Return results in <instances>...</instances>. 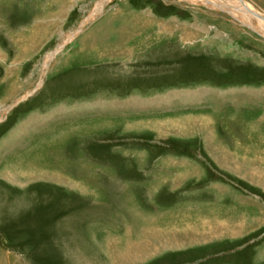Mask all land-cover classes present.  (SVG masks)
<instances>
[{
  "label": "rangeland",
  "instance_id": "rangeland-1",
  "mask_svg": "<svg viewBox=\"0 0 264 264\" xmlns=\"http://www.w3.org/2000/svg\"><path fill=\"white\" fill-rule=\"evenodd\" d=\"M100 1L0 0V264H264V34Z\"/></svg>",
  "mask_w": 264,
  "mask_h": 264
},
{
  "label": "bare ground",
  "instance_id": "bare-ground-1",
  "mask_svg": "<svg viewBox=\"0 0 264 264\" xmlns=\"http://www.w3.org/2000/svg\"><path fill=\"white\" fill-rule=\"evenodd\" d=\"M107 1L108 0H101L98 7L101 8L104 5V3ZM187 1L190 3H205V4L212 6V7L217 6L221 10L225 9L227 12H229L230 14L234 15L237 19H239L240 22L242 23V25L249 26V27L253 28V30L258 29L261 34H264V21L262 20V18H256L253 15L249 14L250 12H252V13L254 12V14H255V12H257L259 14H261V13L259 11H257L249 2H247L245 0L241 1V3L237 2L236 0H187ZM96 12H98V11H96ZM256 16L259 17L258 15H256ZM253 20L254 21L257 20L258 27L256 26V24L254 23ZM53 136H54L53 139L54 138L59 139V136H57L55 134ZM41 156H42V154H41ZM39 157H40V155H39ZM24 166L25 165H23V167L22 166L21 167H19V166L14 167V169H13L14 173L11 172L13 177L21 179L20 182H22V180L30 181V180L41 179V180H46L48 182L50 181L53 183H63L64 185H69V186L74 185V187H72V188H76L77 186H79V183L69 181L66 178H64L61 174H59V172L57 171L58 169L56 171H52V170H49V169H47L43 166H40V165L39 166L33 165V166H28V167H24ZM81 188H83V184H82ZM223 224H225V223H223ZM219 226L222 227L224 225L219 224ZM172 230H173L174 234L171 236L174 237L173 240L176 242H185V241H190V240L193 241V239H195V238L205 239L208 237V235L214 234L213 233L214 229H211L210 231H206V232L199 231L197 233H191V231H189L187 228L186 229L185 228L179 229L178 227L174 226V227H172ZM145 232H146V229L142 233L144 234ZM162 234L163 233H160V235H162ZM117 256L121 257V260H126L124 258V256H122L120 254H118ZM112 262H113V260H112Z\"/></svg>",
  "mask_w": 264,
  "mask_h": 264
}]
</instances>
